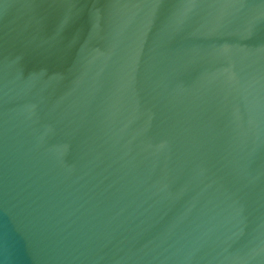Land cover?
I'll return each mask as SVG.
<instances>
[{
	"label": "water",
	"instance_id": "obj_1",
	"mask_svg": "<svg viewBox=\"0 0 264 264\" xmlns=\"http://www.w3.org/2000/svg\"><path fill=\"white\" fill-rule=\"evenodd\" d=\"M0 264H264V0H0Z\"/></svg>",
	"mask_w": 264,
	"mask_h": 264
}]
</instances>
